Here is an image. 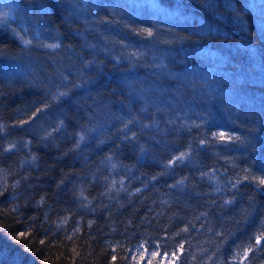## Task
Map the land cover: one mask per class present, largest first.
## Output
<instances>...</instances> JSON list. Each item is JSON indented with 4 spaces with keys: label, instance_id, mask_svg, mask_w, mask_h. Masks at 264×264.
Returning a JSON list of instances; mask_svg holds the SVG:
<instances>
[{
    "label": "trees",
    "instance_id": "trees-1",
    "mask_svg": "<svg viewBox=\"0 0 264 264\" xmlns=\"http://www.w3.org/2000/svg\"><path fill=\"white\" fill-rule=\"evenodd\" d=\"M253 1L0 0V264H264Z\"/></svg>",
    "mask_w": 264,
    "mask_h": 264
},
{
    "label": "rangeland",
    "instance_id": "rangeland-1",
    "mask_svg": "<svg viewBox=\"0 0 264 264\" xmlns=\"http://www.w3.org/2000/svg\"><path fill=\"white\" fill-rule=\"evenodd\" d=\"M97 1L98 0H89L90 6L95 7L96 6L95 4L97 3ZM123 1H125L126 6L132 10L133 17L138 14V12L140 11V8L143 5L145 6V4H148L152 9H157V10L159 9L161 14L163 16L165 15V9L162 5L161 6L159 5V2H158L159 0H123ZM141 1H142L143 5H141ZM113 2H116V0H111L112 6H118L119 5L118 3L115 4ZM262 2L264 3V0H262ZM153 4L157 5V7L152 6ZM88 6H89V4L87 3V0H83V3H80V8L83 9L88 15L92 16V18L94 19L96 17L95 16L96 13L94 10L90 9ZM253 8H254L255 12H259L260 8L264 9V5L261 2L257 3V2L253 1ZM157 10H156V12H157ZM261 19H262V21H264L263 16H261ZM145 49H147V50L144 52V55H146L148 53V48L146 47ZM149 51H150V53L147 56L148 58H150L152 60L154 58H157L155 56V54H157V52L155 50H153V48H152V50H149Z\"/></svg>",
    "mask_w": 264,
    "mask_h": 264
},
{
    "label": "snow or ice",
    "instance_id": "snow-or-ice-1",
    "mask_svg": "<svg viewBox=\"0 0 264 264\" xmlns=\"http://www.w3.org/2000/svg\"><path fill=\"white\" fill-rule=\"evenodd\" d=\"M144 31L147 32V34H148L149 36L152 35L151 30H149V29H145ZM25 43H31V41H25ZM57 46H58V45H48V47H53V48H54V47H57ZM62 95H63V94H62ZM217 135H218V138L221 139V140H231V139H233V137H231V136H225V134H224L223 132L218 133ZM183 156H184V154L182 153L181 156L177 157V159H183ZM173 163H174V161H173ZM246 178H247V177H246ZM254 179H255V178H254ZM259 184H260V185H264V178H260V179H259ZM186 230H187V229H185V231H186ZM256 243L258 244V243H259V240H257ZM182 247H183V246L181 245V248H182ZM167 254H168V253L165 252V256H167ZM152 255H153V256H156V255H158V252L154 250V251L152 252ZM175 255H176V253L173 252V253H172V256L175 257ZM112 259L115 260V256H113ZM149 264H151V261H149Z\"/></svg>",
    "mask_w": 264,
    "mask_h": 264
}]
</instances>
